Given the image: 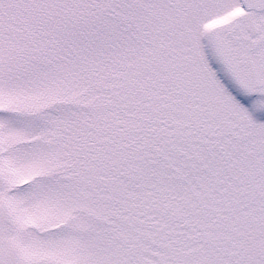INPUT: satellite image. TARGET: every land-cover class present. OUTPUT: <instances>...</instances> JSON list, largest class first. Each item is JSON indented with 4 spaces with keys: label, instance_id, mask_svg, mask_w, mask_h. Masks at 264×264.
I'll return each instance as SVG.
<instances>
[{
    "label": "snow or ice",
    "instance_id": "snow-or-ice-1",
    "mask_svg": "<svg viewBox=\"0 0 264 264\" xmlns=\"http://www.w3.org/2000/svg\"><path fill=\"white\" fill-rule=\"evenodd\" d=\"M0 264H264V0H0Z\"/></svg>",
    "mask_w": 264,
    "mask_h": 264
}]
</instances>
